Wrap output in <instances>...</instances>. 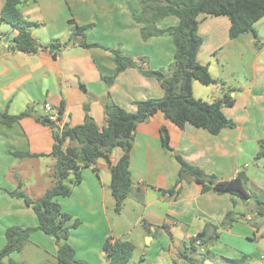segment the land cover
Returning a JSON list of instances; mask_svg holds the SVG:
<instances>
[{
	"label": "crops",
	"instance_id": "crops-1",
	"mask_svg": "<svg viewBox=\"0 0 264 264\" xmlns=\"http://www.w3.org/2000/svg\"><path fill=\"white\" fill-rule=\"evenodd\" d=\"M142 1L149 0H25L19 6L20 16L36 25L31 34L40 45L66 42L72 28L68 21L73 20L77 26L92 25L85 31V41L106 50L69 43L36 53L12 52L9 49L16 32L6 24L0 25V114L30 113L9 127L0 123V249L7 228L37 226L33 210L3 190L12 192L20 183L27 196L35 200L53 184L55 160L48 156L54 143L52 132L37 120L47 116L45 108L56 113L63 106L57 122L60 127L83 124L86 109L89 117L103 127L106 104L135 113V102L164 96L158 81L137 69L122 71L110 84L104 79L115 70L111 51L132 57L143 69L167 72L172 67L175 48L168 33L142 39V24L134 20L142 10ZM4 2L0 0V11ZM178 23V18L166 16L155 26L165 30ZM229 28L227 17L198 18L202 44L196 60L207 65L208 71L212 62L223 67L216 55L239 38L231 40ZM255 52L251 78L246 82L231 84L215 67L211 75L218 84L201 89L196 81L192 83L194 98L210 99V103L229 93L234 105L223 107L222 112L236 123L233 129L210 135L190 125L178 128L160 112L136 127L129 158V197L139 213L130 227L115 228L108 216L111 208L114 210L110 167L122 156L119 148L112 150L109 164L98 160L95 166L84 168L71 194L56 199L64 213L79 221L68 238L77 261L108 264L102 248L112 238L134 245L138 254L134 258L133 252L130 264H189L179 254L189 252L192 257L186 244L191 245L208 226L206 235L210 239L203 247L195 245L201 249L199 259H204L200 264H264V215H257L253 200L241 201L212 191L202 193L201 186L187 176L176 183L180 165L175 157L180 156L219 180L244 173L264 203V164L255 159L264 140V62H260L264 50ZM161 127L167 129L169 151L161 145ZM16 152L30 156L16 158ZM170 190L174 192L168 193ZM230 211L234 219L224 227ZM257 217L263 220L257 221ZM56 254L53 238L34 231L22 251L5 258L3 264H57Z\"/></svg>",
	"mask_w": 264,
	"mask_h": 264
},
{
	"label": "trees",
	"instance_id": "trees-1",
	"mask_svg": "<svg viewBox=\"0 0 264 264\" xmlns=\"http://www.w3.org/2000/svg\"><path fill=\"white\" fill-rule=\"evenodd\" d=\"M24 1L5 0L0 11V25L6 24L16 32L11 40L10 51L36 53L38 50L63 48L69 43H77L85 49H104L97 44H88L85 41V31L91 25L77 26L73 20L68 21L72 28L66 42H53L48 46L40 45L31 34V29L36 25L24 20L19 14V6ZM141 3V14L134 16V20L143 24L142 39L146 40L152 36L168 33L172 37L175 48L172 67L167 72L143 69L132 57L123 55L119 51H111L114 56L115 70L112 76L104 79L110 84L122 71L129 68L137 69L143 76L155 78L163 89L164 96L161 99L135 102V113H128L112 103L106 104L103 127H99L89 117L87 109L83 124L78 126L65 124L60 127L50 121L47 116L37 119L40 124L48 127L52 132L54 143L48 156L55 160L53 184L40 198L35 200L27 196L20 183L12 192L3 190L11 198L22 200L33 210L37 226L35 228L12 226L6 229L5 243L0 249V264H3L4 259L11 254L20 253L34 231H41L53 238L57 246V264H84L75 259L74 250L68 244L70 233L78 227L79 221L64 213L56 199L71 194L72 186L80 182L81 171L84 168L95 166L98 160H104L109 164L112 150L119 148L122 156L114 166L110 167L111 183L109 186L114 201V210L119 213L132 188L129 158L136 127L157 112L162 113L165 119L178 128L190 125L210 135H218L223 129L235 127V123L226 118L222 112L223 107L234 105V99L229 93H225L221 99L211 103L193 96L192 83L194 81L204 86L219 83L209 74L207 65H202L196 60V54L202 44V39L197 33L198 18L201 15L227 17L230 21L229 38L231 40L244 34H251L257 41L254 24L264 17V0H149ZM166 16L178 18V25L165 30L157 29L156 22ZM140 62L144 63L145 59H140ZM62 109L63 106L56 111L58 120H61ZM28 116H30L29 110L17 116H9L4 112L0 114V123L9 127L14 122ZM160 140L164 150L169 151V136L165 127L160 128ZM259 146L255 159L264 164V140L260 141ZM13 155L16 158L30 156L28 153L21 152L13 153ZM175 159L180 165L177 184H180L187 176L201 186L202 193L212 191L217 195H228L232 199L241 201L253 200L257 215H264V203L259 192L249 185V180L244 173H238L231 180H219L216 176L207 175L201 169L190 166L180 156H176ZM173 192V190L168 191L170 194ZM136 201H139V198ZM233 217V213L228 212L222 226H230ZM208 229L206 226L193 239L190 246L191 252L195 251L196 246L203 247L210 239L206 235ZM102 250L108 264H130L134 245L131 242L108 238ZM179 257L189 264H200L204 260L201 259L196 263L195 259L185 253H180ZM9 264L15 263L10 261Z\"/></svg>",
	"mask_w": 264,
	"mask_h": 264
},
{
	"label": "rangeland",
	"instance_id": "rangeland-1",
	"mask_svg": "<svg viewBox=\"0 0 264 264\" xmlns=\"http://www.w3.org/2000/svg\"><path fill=\"white\" fill-rule=\"evenodd\" d=\"M160 3V2H158ZM141 12L138 14L140 15ZM136 15V16H138ZM138 23V22H137ZM142 24V23H139ZM145 25V23H144ZM92 26V25H91ZM36 27V26H34ZM33 27V28H34ZM143 27V24H142ZM255 31L257 32V41L251 34H244L243 36H239V38L232 42V44L228 45L223 52H220L216 55V58L219 59V62L223 67L214 65L215 62H212V66L210 67L211 73L210 75L215 74V67L218 68V73H222V76L225 81L231 83V84H237L239 81L246 82L247 80H250L251 78V71H252V65L255 60V56L257 55V52H255L257 49L258 51L264 50V18L261 19L255 26ZM229 36V31H228ZM253 49V52L250 50ZM261 49V50H260ZM124 55V54H123ZM264 55L260 59V62H264ZM222 68V69H220ZM222 70V71H221ZM211 75V76H212ZM196 85H199L201 89H207V86H204L200 84L199 82H195ZM209 89V88H208ZM197 95V93H196ZM207 95V92H205L204 95H201L202 98H205ZM207 98V97H206ZM210 101V99H207ZM205 101V102H208ZM210 103V102H208ZM227 118V117H226ZM229 120H232L228 118ZM233 121V120H232ZM236 125V123H235ZM229 129V128H226ZM233 129V128H231ZM252 166H250L251 168ZM139 209L135 207L132 199L129 197L126 202L124 203L121 211L119 213L115 212L111 208V210L108 212V216L110 219V222L112 223V226L115 228H128L132 225L135 218L138 216ZM234 218V217H233ZM237 221V219H235ZM257 221L263 220L260 217L256 218ZM186 246L190 247V243H187ZM138 251L136 250L134 252V258L137 257ZM165 254H167L165 252ZM201 249L195 248L194 252H191L192 257L196 260V263L200 261L201 257ZM188 255L190 253L188 252Z\"/></svg>",
	"mask_w": 264,
	"mask_h": 264
},
{
	"label": "built area",
	"instance_id": "built-area-1",
	"mask_svg": "<svg viewBox=\"0 0 264 264\" xmlns=\"http://www.w3.org/2000/svg\"><path fill=\"white\" fill-rule=\"evenodd\" d=\"M45 109H46V113H47L46 115H47L48 119L50 121L55 122L57 124V122H58L57 114L56 113H52L48 107L45 108Z\"/></svg>",
	"mask_w": 264,
	"mask_h": 264
}]
</instances>
